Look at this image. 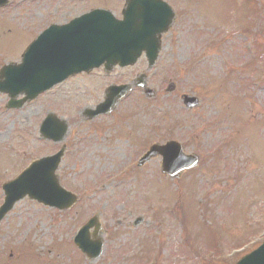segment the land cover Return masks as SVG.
Instances as JSON below:
<instances>
[{
	"label": "rangeland",
	"instance_id": "rangeland-1",
	"mask_svg": "<svg viewBox=\"0 0 264 264\" xmlns=\"http://www.w3.org/2000/svg\"><path fill=\"white\" fill-rule=\"evenodd\" d=\"M166 1L176 18L151 69L142 55L110 76L101 70L71 78L14 110L0 94V182L56 148L37 133L51 110L69 123L56 172L78 196L63 210L28 197L16 201L0 220V264H149L150 253V264H232L237 256L230 250L262 228L264 0ZM117 3L10 0L0 8V64L18 61L48 23L95 6L117 13ZM144 71L153 98L136 87L110 116L83 118L82 109L102 98L105 85L130 82ZM181 93L196 95L199 104L186 108ZM169 138L199 155L195 168L170 178L160 173V157L135 165L151 142ZM96 212L103 249L88 259L72 236ZM139 215L143 220L133 226Z\"/></svg>",
	"mask_w": 264,
	"mask_h": 264
},
{
	"label": "water",
	"instance_id": "water-1",
	"mask_svg": "<svg viewBox=\"0 0 264 264\" xmlns=\"http://www.w3.org/2000/svg\"><path fill=\"white\" fill-rule=\"evenodd\" d=\"M7 0H0L3 5ZM129 13L125 20L127 27L115 31L100 20L98 12L83 14L65 25L51 24L42 31L26 48L23 53V61L17 67L7 65L0 70V76L4 78L0 82V90L10 94L8 105L20 106L24 99L35 97L40 91L55 81L61 80L66 73H72L79 69H89L104 61L106 69L113 64L120 65L133 63L144 49L151 66L156 58L159 48V35L166 30L174 14L171 8L161 0H128ZM58 70L57 73H52ZM68 71V72H67ZM143 83V82H142ZM129 86H113L107 89L106 102L99 104V109H86L88 118L96 116L102 111H110L117 100L123 96ZM149 96L154 91L146 90ZM24 93L22 99L15 102L17 94ZM197 98L184 96V102L189 106L197 103ZM17 103V104H16ZM51 117L63 128H52V123L45 120L41 132L46 137L60 134L63 136L66 124L62 120ZM53 137V136H52ZM61 151L54 156L40 158L31 164L16 178L6 183L7 197L0 206V217L11 207L18 198L28 195L45 204L65 207L74 202L75 196L63 190L59 186L58 178L54 172L57 167ZM161 154L163 157L162 171L176 176L181 169L189 168L197 163V157L184 155L181 147L174 141L165 144H152L149 150L139 161L146 162L149 158ZM177 171V172H176ZM140 220L137 219L136 224ZM98 228L99 222L96 216L89 219L82 226L74 240L90 258H95L101 251V240L97 238L90 241L89 227ZM98 234V229L93 231ZM264 253L251 257L249 260L242 259L236 264H263Z\"/></svg>",
	"mask_w": 264,
	"mask_h": 264
}]
</instances>
